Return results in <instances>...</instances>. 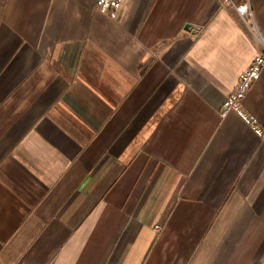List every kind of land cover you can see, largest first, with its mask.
Returning a JSON list of instances; mask_svg holds the SVG:
<instances>
[{"label":"crops","instance_id":"1","mask_svg":"<svg viewBox=\"0 0 264 264\" xmlns=\"http://www.w3.org/2000/svg\"><path fill=\"white\" fill-rule=\"evenodd\" d=\"M95 1L0 0V264H264V0Z\"/></svg>","mask_w":264,"mask_h":264},{"label":"built area","instance_id":"2","mask_svg":"<svg viewBox=\"0 0 264 264\" xmlns=\"http://www.w3.org/2000/svg\"><path fill=\"white\" fill-rule=\"evenodd\" d=\"M123 0H96L94 10L106 17L115 20L121 8ZM225 6H230L237 21L246 29L247 32L253 33L255 23L250 10L248 0L234 4L231 0H222ZM260 39V49L255 57L251 60L248 67L240 74L237 83L232 92L227 96L222 104V115L232 111L239 116L245 124L258 136L264 137V131L257 125L254 118L247 115L241 108V101L251 87L252 83L258 79L262 68L264 67V37L259 33L256 34ZM159 227H155L158 231Z\"/></svg>","mask_w":264,"mask_h":264},{"label":"water","instance_id":"3","mask_svg":"<svg viewBox=\"0 0 264 264\" xmlns=\"http://www.w3.org/2000/svg\"><path fill=\"white\" fill-rule=\"evenodd\" d=\"M189 28V27H188Z\"/></svg>","mask_w":264,"mask_h":264}]
</instances>
